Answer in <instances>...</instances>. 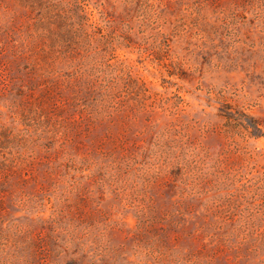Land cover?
I'll list each match as a JSON object with an SVG mask.
<instances>
[{
  "label": "rangeland",
  "instance_id": "374dc122",
  "mask_svg": "<svg viewBox=\"0 0 264 264\" xmlns=\"http://www.w3.org/2000/svg\"><path fill=\"white\" fill-rule=\"evenodd\" d=\"M59 8L0 0V264H264V0Z\"/></svg>",
  "mask_w": 264,
  "mask_h": 264
},
{
  "label": "trees",
  "instance_id": "16d2710c",
  "mask_svg": "<svg viewBox=\"0 0 264 264\" xmlns=\"http://www.w3.org/2000/svg\"><path fill=\"white\" fill-rule=\"evenodd\" d=\"M63 0H23V3H26L27 7L34 9L37 11V15L33 18L32 22L29 23V26L32 28L33 36L37 42L40 43V51L41 54L54 55V58H57L62 52L65 51H75L76 42L71 40L69 36L62 34V29L60 25H63L61 19H56V17H60V14L56 16V14H52V12L59 11L60 4ZM66 2L71 1L72 4L76 5L79 0H65ZM86 1V0H82ZM24 5V4H23ZM84 5H87L86 2ZM86 20L88 18L86 17ZM90 24H86L84 26L85 35L88 36L87 26ZM102 45H105L104 43ZM90 46V45H88ZM104 47V46H103ZM49 56V55H48ZM64 58V56H61ZM49 60V57H48ZM51 71V70H50ZM82 72H79V80L84 81L88 85V89H93L92 85V77L93 73L87 72L86 76L81 75ZM96 79H94L95 81ZM104 100L108 101L112 98L111 88H104Z\"/></svg>",
  "mask_w": 264,
  "mask_h": 264
}]
</instances>
